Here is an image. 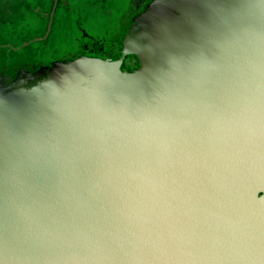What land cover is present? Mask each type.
Wrapping results in <instances>:
<instances>
[{
    "label": "water",
    "instance_id": "water-1",
    "mask_svg": "<svg viewBox=\"0 0 264 264\" xmlns=\"http://www.w3.org/2000/svg\"><path fill=\"white\" fill-rule=\"evenodd\" d=\"M0 264H264V0L0 78Z\"/></svg>",
    "mask_w": 264,
    "mask_h": 264
},
{
    "label": "flooded vegetation",
    "instance_id": "flooded-vegetation-1",
    "mask_svg": "<svg viewBox=\"0 0 264 264\" xmlns=\"http://www.w3.org/2000/svg\"><path fill=\"white\" fill-rule=\"evenodd\" d=\"M149 1L151 0H0V78L13 75L21 68H35L57 60H45L43 57L45 52L52 55L57 51L55 40L51 38L60 39L56 28L58 24L61 27L71 24L74 27L70 26L71 29L77 32L74 31L76 35L73 41L78 44L75 54L61 56L59 59L82 54L104 57L118 47L132 18ZM88 9L105 13L113 27L101 34L98 32L100 36L95 35L88 26V19L91 18L87 17ZM93 21L94 16L89 23ZM6 26H11L14 30L10 36L15 41L24 40L26 47L19 51L12 48L17 56L14 60L12 55L1 52L6 44L2 39L5 38L3 29ZM65 34L64 32L63 35ZM33 43L35 47L32 46Z\"/></svg>",
    "mask_w": 264,
    "mask_h": 264
},
{
    "label": "rangeland",
    "instance_id": "rangeland-1",
    "mask_svg": "<svg viewBox=\"0 0 264 264\" xmlns=\"http://www.w3.org/2000/svg\"><path fill=\"white\" fill-rule=\"evenodd\" d=\"M78 14V11H76ZM94 16V21L92 23H89L92 18ZM87 17H91L90 19H88V26L90 27L91 31H93L94 33H96L95 35L97 36H100L101 32H104L106 30H110L112 27H113V24L109 21L110 18H106L108 17L105 13H103L102 11H98V13L95 12V10H90L88 9V15ZM16 20V19H15ZM85 26H86V20H85ZM62 25H59L58 24V27L57 28V32L60 33V39H56V38H51V40H55V47L57 49V51H55V53H53L51 55V53H47L45 52V55H44V59L45 60H49V59H52V58H55V59H59L61 58V56H67V55H73L75 54L77 48H78V44L74 43L73 41V38L75 37L76 35V31L73 30L74 27L69 24V25H63L64 27H61ZM73 29H71V27ZM11 26H6L4 27L3 31L5 32V34L3 35V37L5 38H2L6 41V44H5V47L2 49V53L5 55L6 54H9V55H12V59H16V54H15V51H13L14 48H17L18 51L19 50H24V40L23 41H15L13 37L10 36L11 33L14 32L13 29L10 28ZM89 30V28H88ZM76 33H75V32ZM64 32L66 33L65 35ZM100 32V34L98 33ZM66 38V39H65ZM75 39V38H74ZM87 42V41H86ZM89 43V41H88ZM14 45L16 47H14ZM32 46H36L34 43ZM13 48V49H12ZM12 49V50H11Z\"/></svg>",
    "mask_w": 264,
    "mask_h": 264
}]
</instances>
